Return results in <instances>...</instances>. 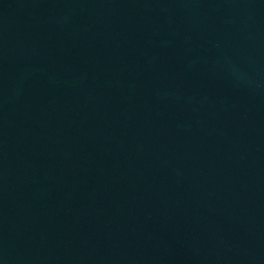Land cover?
Masks as SVG:
<instances>
[{
	"label": "water",
	"instance_id": "95a60500",
	"mask_svg": "<svg viewBox=\"0 0 264 264\" xmlns=\"http://www.w3.org/2000/svg\"><path fill=\"white\" fill-rule=\"evenodd\" d=\"M0 264H264V0H0Z\"/></svg>",
	"mask_w": 264,
	"mask_h": 264
}]
</instances>
